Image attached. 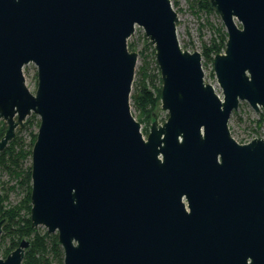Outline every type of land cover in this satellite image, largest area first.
<instances>
[{
	"label": "water",
	"instance_id": "1",
	"mask_svg": "<svg viewBox=\"0 0 264 264\" xmlns=\"http://www.w3.org/2000/svg\"><path fill=\"white\" fill-rule=\"evenodd\" d=\"M210 1L228 34L213 60L223 97L172 0H0V152L40 117L31 222L58 234L64 264H264V134L241 143L229 127L241 101L264 113V0ZM137 28L168 112L147 137L131 109Z\"/></svg>",
	"mask_w": 264,
	"mask_h": 264
},
{
	"label": "trees",
	"instance_id": "2",
	"mask_svg": "<svg viewBox=\"0 0 264 264\" xmlns=\"http://www.w3.org/2000/svg\"><path fill=\"white\" fill-rule=\"evenodd\" d=\"M200 12L207 14H216V10L212 7L210 0H193ZM176 8V5L174 3ZM177 10V9H176ZM178 11V10H177ZM218 16V15H217ZM214 36L208 41L203 42L201 54L204 59L203 65L208 63L213 64L214 57L223 53L226 48L228 34L225 30L223 23L214 29ZM133 37V36H132ZM131 37V38H132ZM129 39L128 46L131 51L137 49L135 42ZM144 48L139 53V58L144 62L137 71V81L134 84V92L131 94L132 104L139 108L140 116L137 120L142 124H150L148 122L153 116L155 107L161 101L162 91V78L159 66L156 61L155 47L150 43L149 39L142 35ZM185 49V47H183ZM150 53L151 59L156 66V78L159 85L150 87L153 82L154 76L150 73L146 59ZM153 76V77H152ZM152 88V90H151ZM237 114V112H233ZM35 117L32 115V118ZM264 120V115L262 114ZM33 119L28 118L26 127L33 126ZM40 121L37 122L39 128ZM8 126L6 122L0 123V140L4 137ZM38 132H31V139L25 144V140L17 135L12 141L9 142L7 147L0 152V167L8 170L12 177L15 178L16 183L10 187V191L16 190L20 187L24 191V196L15 205L6 209L4 201L6 199L0 198V222H3V232L0 239V245L3 247V257H7L12 249H16L23 240H27L30 244L25 251V257L22 264H64V251L59 244L58 234H49L47 231H42L40 228H34L31 222V192H32V179L31 170L32 166L29 165L24 168L26 161L32 159V149L37 139ZM241 143L245 142L240 141ZM9 243V246L6 244Z\"/></svg>",
	"mask_w": 264,
	"mask_h": 264
},
{
	"label": "rangeland",
	"instance_id": "3",
	"mask_svg": "<svg viewBox=\"0 0 264 264\" xmlns=\"http://www.w3.org/2000/svg\"><path fill=\"white\" fill-rule=\"evenodd\" d=\"M173 4L175 3L176 8L178 10L179 14V23H178V32L187 44L188 47L196 48L202 50V44L203 42H208L215 34L214 29L220 24L221 18L219 14H207L205 12H200L198 7L195 5V2L193 0H172ZM175 7V6H174ZM142 35H145L142 28H137L135 34L131 38V41L135 42L137 45V50L140 53L143 48V39ZM148 56L146 59V62L148 63L150 73L154 76L155 79L152 83H150V87L159 85L157 78L155 77L157 74V69L155 64L153 63L150 53L148 52ZM143 60L141 58L138 59L137 67H136V74L135 79L133 83V89L132 93L134 92V84L135 81H137V71L139 70V67L143 64ZM204 63V59L202 61ZM25 77L30 85L31 88L37 87L38 78H37V67L34 63L27 64L25 67ZM204 68L206 70L205 78L212 80L217 92L220 94L221 97H223L222 89L220 88L215 72L213 69V64L208 63L204 65ZM152 76V77H153ZM151 88V90H152ZM131 109L132 111L137 115L140 116V109L136 108L131 101ZM156 109L159 110V120L161 122H164L168 118V112L162 109L161 101L160 103L155 107L153 114H156ZM237 114L232 113L230 121H229V127L238 139V141H244L247 139L255 138L257 136H260L264 134V120L262 119L261 112H256L248 102L241 101L239 104L238 110H236ZM32 115L35 117L32 118ZM30 117L33 119V126L26 127V122L24 124V127H18V132L16 133V136L19 135L20 138L25 140V144L30 141L31 139V132L35 133L38 132L37 122L40 121V117L32 114ZM4 120H0V123ZM154 121V117L152 116L148 122L150 124H146L143 122V134L144 136H148L150 132V127ZM5 122V121H4ZM7 124V123H6ZM31 161H26L24 164V168L31 165ZM16 183V180L14 177L11 176L10 172L6 170L5 168L0 167V198L6 199L4 201V206L6 209L10 208V206H13L17 204L22 197L24 196V191L20 187H17L16 190L10 191V187H12ZM42 231H47L45 227H38ZM48 232V231H47ZM8 242L6 246H9ZM3 247L0 245V255H3ZM14 250V249H12ZM11 250V251H12ZM57 264V263H55Z\"/></svg>",
	"mask_w": 264,
	"mask_h": 264
},
{
	"label": "built area",
	"instance_id": "4",
	"mask_svg": "<svg viewBox=\"0 0 264 264\" xmlns=\"http://www.w3.org/2000/svg\"><path fill=\"white\" fill-rule=\"evenodd\" d=\"M252 139V138H251ZM247 140H249V139H247Z\"/></svg>",
	"mask_w": 264,
	"mask_h": 264
}]
</instances>
